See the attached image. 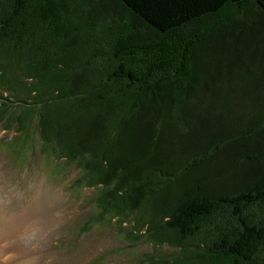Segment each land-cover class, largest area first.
<instances>
[{"label": "trees", "instance_id": "16d2710c", "mask_svg": "<svg viewBox=\"0 0 264 264\" xmlns=\"http://www.w3.org/2000/svg\"><path fill=\"white\" fill-rule=\"evenodd\" d=\"M0 124L94 189L79 230L264 264V0H0Z\"/></svg>", "mask_w": 264, "mask_h": 264}, {"label": "rangeland", "instance_id": "374dc122", "mask_svg": "<svg viewBox=\"0 0 264 264\" xmlns=\"http://www.w3.org/2000/svg\"><path fill=\"white\" fill-rule=\"evenodd\" d=\"M15 135L0 124V184L36 176L44 178L61 194L57 226L42 249L44 260L50 258L51 264H145L142 259L148 256L175 253L167 245L153 246L141 234L142 230L136 231L132 219L136 215L109 218L86 232L79 230L76 224L93 212L94 204L89 197L94 189L73 186L79 169L62 158L40 153L38 146L21 158L5 150L2 143ZM10 250L5 249V252ZM8 264H15V261Z\"/></svg>", "mask_w": 264, "mask_h": 264}, {"label": "clouds", "instance_id": "9594fccd", "mask_svg": "<svg viewBox=\"0 0 264 264\" xmlns=\"http://www.w3.org/2000/svg\"><path fill=\"white\" fill-rule=\"evenodd\" d=\"M60 202L59 189L44 178L0 184V264H51L42 249L57 226Z\"/></svg>", "mask_w": 264, "mask_h": 264}]
</instances>
